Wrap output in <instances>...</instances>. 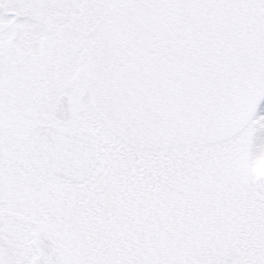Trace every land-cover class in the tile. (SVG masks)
Segmentation results:
<instances>
[{"label":"snow or ice","instance_id":"6c2138e0","mask_svg":"<svg viewBox=\"0 0 264 264\" xmlns=\"http://www.w3.org/2000/svg\"><path fill=\"white\" fill-rule=\"evenodd\" d=\"M0 264H264V0H0Z\"/></svg>","mask_w":264,"mask_h":264}]
</instances>
